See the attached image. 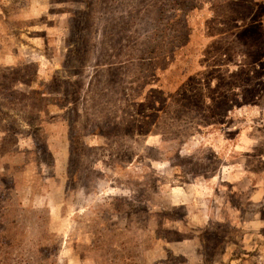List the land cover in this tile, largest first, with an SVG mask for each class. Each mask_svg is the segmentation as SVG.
Listing matches in <instances>:
<instances>
[{
    "label": "rangeland",
    "instance_id": "1",
    "mask_svg": "<svg viewBox=\"0 0 264 264\" xmlns=\"http://www.w3.org/2000/svg\"><path fill=\"white\" fill-rule=\"evenodd\" d=\"M0 224V264H264V0H0Z\"/></svg>",
    "mask_w": 264,
    "mask_h": 264
},
{
    "label": "trees",
    "instance_id": "2",
    "mask_svg": "<svg viewBox=\"0 0 264 264\" xmlns=\"http://www.w3.org/2000/svg\"><path fill=\"white\" fill-rule=\"evenodd\" d=\"M0 227H1V224H0ZM11 228L8 226V227H3V230H5L4 232H9ZM16 231V228L14 229ZM10 239H14V238H10Z\"/></svg>",
    "mask_w": 264,
    "mask_h": 264
}]
</instances>
